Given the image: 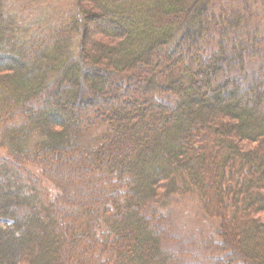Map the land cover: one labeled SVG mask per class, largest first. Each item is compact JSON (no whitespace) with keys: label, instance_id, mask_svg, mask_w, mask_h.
<instances>
[{"label":"trees","instance_id":"16d2710c","mask_svg":"<svg viewBox=\"0 0 264 264\" xmlns=\"http://www.w3.org/2000/svg\"><path fill=\"white\" fill-rule=\"evenodd\" d=\"M32 1L0 0V264H264V0Z\"/></svg>","mask_w":264,"mask_h":264},{"label":"rangeland","instance_id":"374dc122","mask_svg":"<svg viewBox=\"0 0 264 264\" xmlns=\"http://www.w3.org/2000/svg\"><path fill=\"white\" fill-rule=\"evenodd\" d=\"M8 6L11 8L12 12L15 14L23 15L25 13H28V11L32 8H35V4L32 0H8ZM62 8L66 9L67 3H61ZM18 17V16H17ZM104 127H94L92 130L88 131L86 135L84 136L83 142H82V150L83 151H93L95 150L100 142V138L102 137L103 133L105 132ZM3 151L0 150V154H2ZM181 208L178 210H175L172 214L175 218L179 220V222L182 224V226L185 224V221L187 220L188 212H181ZM192 219L195 218V215L192 214ZM202 219V217H200ZM259 218L264 221V213H262ZM205 222L207 224L206 230L208 232L213 233L214 229H218L220 226L217 222H213V220H206Z\"/></svg>","mask_w":264,"mask_h":264}]
</instances>
